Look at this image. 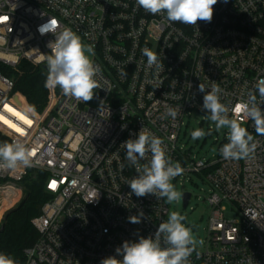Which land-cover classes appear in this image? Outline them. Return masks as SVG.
Listing matches in <instances>:
<instances>
[{"label": "built area", "instance_id": "built-area-1", "mask_svg": "<svg viewBox=\"0 0 264 264\" xmlns=\"http://www.w3.org/2000/svg\"><path fill=\"white\" fill-rule=\"evenodd\" d=\"M213 7L211 22L186 25L147 13L136 0H0V131L35 153L31 167L0 168V221L22 202L21 182L32 170L46 173L51 195L32 221L39 237L23 264H100L124 241L154 236L169 217L168 202L131 192L127 182L137 173L122 146L142 127L163 141L181 175L201 174L211 187L208 237L190 264H264V135L252 120L241 121L258 142L241 160L220 152L195 159L178 145L187 116L210 121L200 84L206 91L218 85L229 106L249 91L260 100L254 85L264 78V0ZM65 28L93 46L100 88L84 103L47 86L46 105L36 111L7 70L22 60L47 64L48 44ZM145 48L161 70L147 66ZM226 143L228 135L220 148ZM141 212L140 223L129 222Z\"/></svg>", "mask_w": 264, "mask_h": 264}, {"label": "clouds", "instance_id": "clouds-1", "mask_svg": "<svg viewBox=\"0 0 264 264\" xmlns=\"http://www.w3.org/2000/svg\"><path fill=\"white\" fill-rule=\"evenodd\" d=\"M217 2L218 0H136V4L147 13L163 15L169 23L186 25H197L198 21L211 22L213 6ZM54 35L56 39L49 42L51 52L46 56V85L58 86L63 95L77 101H91L95 95L94 90L100 88L97 80L100 69L91 59L94 54L93 46L83 44L81 38L70 28ZM142 54L147 57L149 68L155 67L157 71L163 68L155 52L145 48ZM254 88L259 92V101L255 92L249 91L246 101L229 106L221 102L223 90L218 85L213 84L210 91H206L203 84L199 85V91L205 93L202 107L210 114L208 119L217 131L228 129V143L219 149L225 159H247L258 146L253 135L242 126L243 119L252 120L256 133L264 135V109L261 107L264 105V78H259ZM229 113L232 114L231 117ZM165 115L175 118L177 111L168 108ZM207 134L198 128L191 136L196 140ZM122 146L126 149V159L137 173L127 182L132 193L137 197L152 194L158 199H166L169 204L180 199L181 193L171 181L182 174L183 168L179 162H173L167 156L160 138L142 127L135 139H128ZM149 153L151 159L148 163L141 164L140 161L148 159ZM34 155L22 142L0 143V168L31 167ZM142 216L141 212L130 216L128 220L130 223H140ZM185 219L177 211L170 212L167 221L159 224L154 236H140L135 242L124 241L115 249L116 255L102 259L100 264H190L189 257L197 244H203V241H197L192 229L183 223ZM0 264H17V261L10 255L0 253Z\"/></svg>", "mask_w": 264, "mask_h": 264}, {"label": "trees", "instance_id": "trees-1", "mask_svg": "<svg viewBox=\"0 0 264 264\" xmlns=\"http://www.w3.org/2000/svg\"><path fill=\"white\" fill-rule=\"evenodd\" d=\"M7 74L14 78L15 90L25 96L29 106L41 111L47 102L48 71L42 65L22 60L17 67L8 69ZM4 142L11 143V139L0 131V143ZM45 180L43 171L32 170L29 173L21 182L25 192L22 202L10 210L0 228V253L10 255L17 264L25 262L26 249L39 237L32 221L51 197L45 190Z\"/></svg>", "mask_w": 264, "mask_h": 264}, {"label": "rangeland", "instance_id": "rangeland-1", "mask_svg": "<svg viewBox=\"0 0 264 264\" xmlns=\"http://www.w3.org/2000/svg\"><path fill=\"white\" fill-rule=\"evenodd\" d=\"M203 129L207 135L202 139L193 140L191 133L196 129ZM3 133V132H2ZM6 135L5 133H3ZM228 135V129L217 131L211 121L201 122L196 113L192 117L187 116L180 130L178 145L186 150H190L195 159L209 160L214 158L218 153L222 141ZM7 136V135H6ZM9 137V136H8ZM176 190L181 193L178 201L168 203L169 214L177 211L185 220L183 223L192 229V233L197 241L202 240L205 243L208 237V225L212 207L208 201L210 195V185L201 174L190 173V175H179L175 181H171ZM189 192L192 197L187 208H184L182 194ZM10 209L7 210V214ZM5 221V220H4ZM4 222L0 221V228ZM203 244H197L201 247Z\"/></svg>", "mask_w": 264, "mask_h": 264}, {"label": "water", "instance_id": "water-1", "mask_svg": "<svg viewBox=\"0 0 264 264\" xmlns=\"http://www.w3.org/2000/svg\"><path fill=\"white\" fill-rule=\"evenodd\" d=\"M47 64L43 65V67L47 70ZM182 197H183V202H184V208H187L188 206V201L189 199L191 198V194L189 192H184L182 194Z\"/></svg>", "mask_w": 264, "mask_h": 264}, {"label": "bare ground", "instance_id": "bare-ground-1", "mask_svg": "<svg viewBox=\"0 0 264 264\" xmlns=\"http://www.w3.org/2000/svg\"><path fill=\"white\" fill-rule=\"evenodd\" d=\"M4 211V210H3ZM3 212L1 213V216H2Z\"/></svg>", "mask_w": 264, "mask_h": 264}]
</instances>
